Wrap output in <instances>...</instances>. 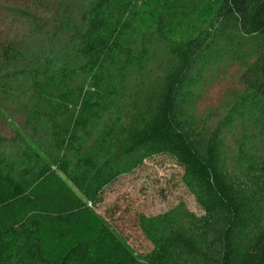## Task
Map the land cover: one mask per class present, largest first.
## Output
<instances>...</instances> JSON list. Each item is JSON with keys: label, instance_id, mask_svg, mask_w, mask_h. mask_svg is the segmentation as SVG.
I'll return each mask as SVG.
<instances>
[{"label": "trees", "instance_id": "obj_1", "mask_svg": "<svg viewBox=\"0 0 264 264\" xmlns=\"http://www.w3.org/2000/svg\"><path fill=\"white\" fill-rule=\"evenodd\" d=\"M157 155L204 214H140L143 254L96 206ZM0 264H264V0H0Z\"/></svg>", "mask_w": 264, "mask_h": 264}, {"label": "rangeland", "instance_id": "obj_2", "mask_svg": "<svg viewBox=\"0 0 264 264\" xmlns=\"http://www.w3.org/2000/svg\"><path fill=\"white\" fill-rule=\"evenodd\" d=\"M241 72V65L236 63L210 79L197 100L195 112L214 119L221 117L240 88ZM183 174L182 168L166 156L148 158L135 171L122 175L104 190L96 211L138 253L145 254L152 249V245L138 226L140 214L157 215L180 203H184L198 216L204 214L194 195L184 184ZM68 184L78 193L70 182Z\"/></svg>", "mask_w": 264, "mask_h": 264}]
</instances>
